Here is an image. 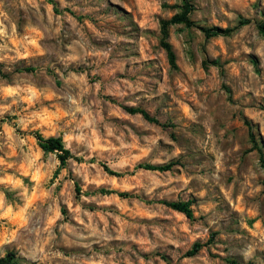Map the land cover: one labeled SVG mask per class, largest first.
Returning <instances> with one entry per match:
<instances>
[{
    "label": "rangeland",
    "instance_id": "obj_1",
    "mask_svg": "<svg viewBox=\"0 0 264 264\" xmlns=\"http://www.w3.org/2000/svg\"><path fill=\"white\" fill-rule=\"evenodd\" d=\"M185 1L0 0V258L264 264V0Z\"/></svg>",
    "mask_w": 264,
    "mask_h": 264
},
{
    "label": "trees",
    "instance_id": "obj_2",
    "mask_svg": "<svg viewBox=\"0 0 264 264\" xmlns=\"http://www.w3.org/2000/svg\"><path fill=\"white\" fill-rule=\"evenodd\" d=\"M184 2H186L185 0H183ZM186 5V3H185ZM188 10H183L179 15L173 16L170 20L164 21L162 22V25L166 24V23H178V22H183L184 24H188L189 20L186 16ZM247 20L245 19H241L237 21V25H242L244 23H246ZM257 27L259 28V30L262 32L264 31V20L259 21L257 23ZM215 30H217L215 28ZM211 28L209 29H205L204 30V34L206 36L208 35H213L218 33L217 31H215ZM215 31V32H214ZM162 35L163 37L165 36V29L164 26L161 29ZM165 47H167L166 44H164ZM23 70L26 71H30L32 70V67H25L23 68ZM4 76L3 72L0 71V77ZM128 111L132 112V113H140L142 115V117H144L145 119L155 122L157 123V121L150 117L144 110L140 109V108H132L129 107L127 108ZM34 138L36 139L37 145L39 146V148L43 151V152H53L55 153L58 161H59V165H63L64 162L66 161L67 158L71 157V154L69 153L68 149H66L63 144L62 141L60 139L59 136H47V137H43L42 135H40L38 132L33 131L32 132ZM175 162L174 161H169L167 163L164 164H158V165H151V164H138V167H141L143 169H156V170H160V171H164V170H168L172 165H174ZM118 195L120 196H126L127 193L126 192H119ZM165 205L171 207L174 210H177L181 213H183L187 218H192V211L190 208V202L189 201H180V200H176V201H164L163 202ZM200 247V244L198 243H193L192 248L188 251V253L191 255L193 253H195V251ZM232 264H237L235 261L231 260L230 261ZM0 264H18L15 263L14 260L12 259V255L11 254H7L4 258H0Z\"/></svg>",
    "mask_w": 264,
    "mask_h": 264
}]
</instances>
